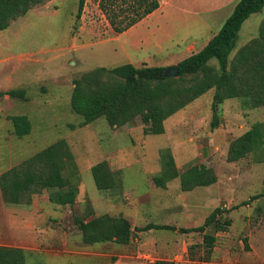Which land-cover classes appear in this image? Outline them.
<instances>
[{"label": "rangeland", "instance_id": "374dc122", "mask_svg": "<svg viewBox=\"0 0 264 264\" xmlns=\"http://www.w3.org/2000/svg\"><path fill=\"white\" fill-rule=\"evenodd\" d=\"M78 3L79 0H41L10 26V31L0 32V45L9 40L13 43L12 49L6 46L0 53L25 55L30 62L34 59L30 53L43 52L39 63L26 70L29 75L16 77L12 84L13 90H25L29 101H18L8 113L27 116L31 133L17 137L12 134V123L7 131H0L2 167L10 159L15 163L26 160L60 140L67 143L72 154L64 175L78 187L76 203L55 205L49 201L51 192L47 190L35 196L45 207L43 239L70 240L69 248L81 249L86 244L75 224L78 219L87 222L109 214L123 215L133 228L150 223L198 227L220 209L222 219L230 220L231 225L227 232L218 233L214 225L209 227L207 232L214 234L217 242L207 261L201 246L202 234L152 230L135 231L126 246L104 244L110 254L108 264H264V145L238 162L228 161L230 143L255 124L264 123V106L247 108L241 99L217 103L213 88L168 118L162 135H146L141 118L123 127H112L105 118L82 126L83 118L71 108L75 81L95 69L132 63L141 68V62L149 67L169 68L200 52L220 32L235 4L198 17L201 9L210 6L184 0L178 5L162 6L120 35L114 32L96 0H85L78 20ZM263 25L264 8L243 24L231 60L261 36ZM190 45L194 46L191 51ZM209 65L219 70L216 61ZM184 83L196 84L191 77ZM214 107L220 121L215 129ZM8 132L13 136L6 140ZM169 155L180 173L197 165L201 171H211L217 182L183 192L177 178L164 189L155 188L153 177L160 175ZM103 161L119 180L114 190L106 192L97 189L91 173V168ZM94 246L100 248L101 244ZM58 253L46 248L41 254H27L26 264H95L82 256L55 255Z\"/></svg>", "mask_w": 264, "mask_h": 264}, {"label": "trees", "instance_id": "16d2710c", "mask_svg": "<svg viewBox=\"0 0 264 264\" xmlns=\"http://www.w3.org/2000/svg\"><path fill=\"white\" fill-rule=\"evenodd\" d=\"M109 24L117 34H122L140 23L160 8L159 0H96ZM41 0H0V31L28 14ZM85 0H79L76 18L79 20ZM264 8V0H240L222 29L198 53L177 64L178 77H167L165 67L137 68L125 64L115 68H98L75 81L71 97L72 111L83 118L82 126L105 118L112 127H123L141 118L146 135L165 133L164 122L184 109L196 99L215 88L219 103L226 99H241L247 108L264 106V25L262 34L245 45L231 60L243 24L253 14ZM131 13V14H130ZM219 64V70L210 67L211 61ZM201 74H203L201 76ZM196 82L186 86V79ZM28 100L25 90H11L1 95ZM215 129L220 121L214 107ZM13 133L25 137L31 133L27 116L9 117ZM264 145V123L255 124L249 131L233 140L228 151V161L238 162ZM72 159L69 146L60 140L0 176L2 199L7 206H30L35 195L50 191L49 201L58 206H73L78 196V187L65 177L67 161ZM95 185L99 191L114 190L119 180L103 161L91 168ZM179 178L182 191L209 187L217 182L211 171H201L194 165L180 173L174 158L169 155L163 162L159 176L153 177L157 188ZM223 211L216 209L202 226L179 228L181 234L203 235L201 246L206 261L214 252L217 237L207 233L214 225L216 232H227L230 220L222 219ZM86 245L113 243L129 245L134 232L152 230L176 231L178 228L150 223L142 228H133L123 215L118 217L104 214L90 221L76 220ZM196 246V245H195ZM191 246V248L195 247ZM197 247V246H196ZM27 253L23 249L0 246V264H26ZM203 262V260H202ZM199 261L197 264H200ZM156 264H170L158 261Z\"/></svg>", "mask_w": 264, "mask_h": 264}, {"label": "crops", "instance_id": "0c3cea01", "mask_svg": "<svg viewBox=\"0 0 264 264\" xmlns=\"http://www.w3.org/2000/svg\"><path fill=\"white\" fill-rule=\"evenodd\" d=\"M239 1L238 0H198L199 3H202L205 6H210V8H207V9L200 8L201 10L197 14V16L204 17L205 15L217 13L234 4L236 7ZM159 2H160V8L157 11H159L162 6L178 5V4H181V2H184V0H159ZM154 13H152L151 15H153ZM207 20L209 22V19ZM15 22L16 21H14L10 26L14 25ZM9 29L10 27L4 31H10ZM126 32L122 34H125ZM12 44H13L12 41L9 40L6 43H3L2 45H0V49L6 50V46L12 49ZM193 49H194L193 45L188 46V50L191 51ZM42 53L43 52L30 53L29 55L33 56L34 58L30 62H29V59L24 58L25 55L17 54L18 56H16L14 54L11 55L10 53H0V54H5L0 57V93H6L8 91L13 90L12 84L15 81L16 77L17 79H21L22 74L29 75L30 72H26V70L29 69L30 67H33L35 63H39L38 60L40 56L42 55ZM141 63L147 64L146 62H141ZM178 63L173 64V65L176 66ZM34 74L37 75V71H35ZM25 84L26 83L23 82L22 86L26 88L27 84L26 85ZM18 101L27 102L29 101V98L26 101V100L11 98L7 94L0 96V131H7V128L9 127V123H12L9 117L19 116V115H12L8 113L9 110H14ZM20 115H23V114H20ZM13 130H12V134H13ZM10 131H11V128H10ZM7 135L8 137L5 136L6 140L10 139L13 136V135L11 136L10 132H8ZM23 161L24 160L19 161L18 163H15L12 159H10L8 161V165L5 164L6 167H2L1 162H0V176L2 175V173L12 169L13 167L17 166ZM153 185L155 186L154 182H153ZM155 188L157 187L155 186ZM161 189H164V188H161ZM187 192H190V191H187ZM35 196L33 197V201L30 206H7L3 202L2 193L0 190V246L23 249L27 254H33V255L41 254V252L45 251L46 248H49L50 250L59 252L58 254H55V255L63 256L64 254H68L70 256H82L84 259L90 262H95V264H108V259H109L110 254L107 250L105 251L104 250L105 248L103 247V245L106 243L101 244V246H99L100 248H96L94 246L96 244H94V245H85V246L83 245V247L80 249L79 247L69 248L70 240H59V242L58 240H44L43 235L41 234V229L46 224V216L44 214L45 207L40 206V200L38 197H35ZM166 215L167 214L165 213L162 216H166ZM157 218H161V217L159 216ZM153 224H156V223H153ZM157 225H161V224H157ZM165 225L172 226L171 224H165ZM194 227L195 226L193 227L185 226L182 228H194ZM176 231L179 232V228Z\"/></svg>", "mask_w": 264, "mask_h": 264}, {"label": "water", "instance_id": "95a60500", "mask_svg": "<svg viewBox=\"0 0 264 264\" xmlns=\"http://www.w3.org/2000/svg\"><path fill=\"white\" fill-rule=\"evenodd\" d=\"M178 71H179V70H178V66H177V65H176V66H173V67H169V68L166 69V73H165V75H166L167 77H174V78H177V77H178V74H179ZM217 103H218V101H217Z\"/></svg>", "mask_w": 264, "mask_h": 264}]
</instances>
